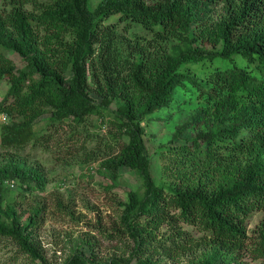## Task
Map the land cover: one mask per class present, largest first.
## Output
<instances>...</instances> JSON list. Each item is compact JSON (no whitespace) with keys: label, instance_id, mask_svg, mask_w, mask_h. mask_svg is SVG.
Returning a JSON list of instances; mask_svg holds the SVG:
<instances>
[{"label":"trees","instance_id":"16d2710c","mask_svg":"<svg viewBox=\"0 0 264 264\" xmlns=\"http://www.w3.org/2000/svg\"><path fill=\"white\" fill-rule=\"evenodd\" d=\"M217 61L204 76L183 70ZM4 82L0 239L45 263L36 235L44 206L24 218L7 198L13 180L45 189L41 168L18 156L31 145L84 154L114 178L127 167L142 181L119 202V229L107 235L124 237L129 255L96 263L88 242L90 254L83 243L64 264H161L151 256L200 248L192 264H250L247 254L264 262V218L255 236L248 227L264 213V0H3ZM179 93L197 103L151 154L145 123ZM93 116L108 130H93ZM157 156L166 160L158 177Z\"/></svg>","mask_w":264,"mask_h":264},{"label":"rangeland","instance_id":"374dc122","mask_svg":"<svg viewBox=\"0 0 264 264\" xmlns=\"http://www.w3.org/2000/svg\"><path fill=\"white\" fill-rule=\"evenodd\" d=\"M0 4L1 7L3 0H0ZM240 62L244 63L242 59ZM219 65L223 64L220 61L193 63L184 65L183 70L204 76ZM7 89L8 84L2 83L0 99ZM179 98L180 101L174 102L172 108L156 113L146 121L145 137L151 154H154L158 146L173 137L176 126L188 119L193 106L197 103L196 100L191 101L185 93H179ZM158 117L161 118L157 119ZM49 119V114L40 118L35 126L36 130L45 131ZM107 120L110 121V117L107 116ZM3 122L0 118V145ZM91 124L93 130L98 127L108 130L109 127V122L103 127L99 116H93ZM64 136L65 134L62 137ZM0 152L2 153L1 148ZM18 156L28 165L40 167L47 179L44 190L35 186L26 188L16 183V186L9 187L7 192L9 200L16 203L21 210L28 211L24 218L29 215L28 209L31 207L38 203L44 206L36 235L41 242L45 263L32 260L20 252L15 244L0 239V264H64L83 243L86 252L90 254L91 250L86 246L88 242L95 244L96 263L106 262L115 256L129 255L130 244L124 237L121 241L119 236L110 239L107 235L119 229V202L128 199V191L142 190V181L134 171L122 167L118 177L114 178L109 170L101 167L100 161L83 163L84 154L71 157L63 149L53 153L44 147L29 145L19 152ZM153 163L155 175L158 177V169H162L166 160L157 156L153 158ZM263 218L262 212H256L251 216L248 222L251 236H255L254 230ZM205 252V248H200L193 252H185L177 259L158 256L151 258L154 261L160 259L161 264H192ZM245 261L250 264H264L262 260L253 259L250 254L245 256Z\"/></svg>","mask_w":264,"mask_h":264},{"label":"built area","instance_id":"2783aa9c","mask_svg":"<svg viewBox=\"0 0 264 264\" xmlns=\"http://www.w3.org/2000/svg\"><path fill=\"white\" fill-rule=\"evenodd\" d=\"M0 118L5 122L7 120V116L5 114H0ZM9 185L10 187H15L16 186V182L13 180V181H10L9 182Z\"/></svg>","mask_w":264,"mask_h":264}]
</instances>
